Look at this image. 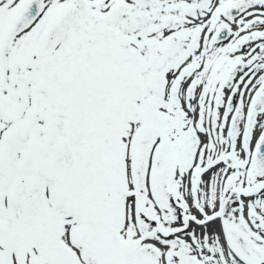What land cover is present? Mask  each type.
Segmentation results:
<instances>
[{"label":"snow or ice","instance_id":"6c2138e0","mask_svg":"<svg viewBox=\"0 0 264 264\" xmlns=\"http://www.w3.org/2000/svg\"><path fill=\"white\" fill-rule=\"evenodd\" d=\"M0 264H264V0H0Z\"/></svg>","mask_w":264,"mask_h":264}]
</instances>
